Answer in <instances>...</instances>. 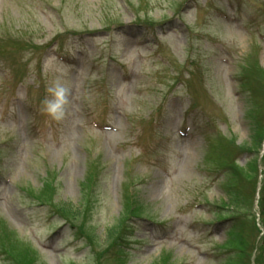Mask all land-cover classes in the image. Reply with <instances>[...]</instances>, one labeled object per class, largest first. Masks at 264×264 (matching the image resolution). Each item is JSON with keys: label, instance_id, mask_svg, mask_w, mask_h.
Masks as SVG:
<instances>
[{"label": "rangeland", "instance_id": "1", "mask_svg": "<svg viewBox=\"0 0 264 264\" xmlns=\"http://www.w3.org/2000/svg\"><path fill=\"white\" fill-rule=\"evenodd\" d=\"M0 45V264H97L130 185L132 231L100 263H254L219 206L225 163L254 212L264 184V145L231 151L251 145L248 109L263 124L239 77L264 69V0H0ZM56 81L59 120L43 111ZM45 181L75 226L33 207Z\"/></svg>", "mask_w": 264, "mask_h": 264}, {"label": "trees", "instance_id": "2", "mask_svg": "<svg viewBox=\"0 0 264 264\" xmlns=\"http://www.w3.org/2000/svg\"><path fill=\"white\" fill-rule=\"evenodd\" d=\"M63 36L61 35V38ZM60 38V34H56L54 39L55 41L57 40H61ZM23 45V46H22ZM29 43H23L21 45L19 44H12V46L14 47V49H16V54H21L23 53L28 47H29ZM7 47H1L0 45V54L1 51H9L10 49H6ZM37 49V48H36ZM243 72L242 75L239 77V82H241L244 86H246L247 91L249 93L250 96V100L251 102L253 100H255V98H257V96L262 95V97H264V91L263 93H260L259 91V87L260 86V81L258 79H254L258 76H262L264 75V69L262 70L257 69L255 71L250 70V72ZM23 78V76H21V79ZM263 101V108H264V100ZM259 104V103H258ZM253 110L252 109H248L247 113L249 118L251 119V145H246L245 148L247 149H238V148H233V150L231 149L233 155L236 156V154L239 151H244V150H252L253 147H260L261 144L264 145V113L262 115V119H263V124L260 123L259 118L261 119V115H258L259 108L256 106ZM256 110V111H254ZM223 151V150H222ZM221 151V152H222ZM225 153V151L222 152V154ZM226 158L223 159H228L229 162H232L235 158V156H232L229 154V152L227 151L226 153ZM239 154V153H238ZM260 165L264 170V152L262 153L261 157H260ZM227 161V162H228ZM257 161V158H256ZM256 161L255 164H253V167H256ZM232 163H225V168L224 169V175L225 176V180L223 183V187H224V192L225 196H224V200L222 201V204L219 206L220 208H223L228 215H225L224 218L220 219V221L222 222H226L227 224V233L228 234V238H229V245L231 248L236 249L237 254H239V258L243 257L245 254L249 255L251 253L248 252L249 248L251 251L255 252L254 258H253V264H259V262L261 261V256L263 255L264 252V230H259L257 227V223L255 222V212H258V223L261 225V227L264 229V184L261 186L260 191H259V198H258V202H257V211L254 212L253 207L252 208H247L246 205H243V198L241 197L240 194V188L237 187L238 183L236 182L235 179V175H233V169L234 167L231 165ZM91 168V167H90ZM89 168V169H90ZM94 170L91 169V174L87 176V178L85 179V181L82 183V187H84L86 185V182L89 184V189L94 187L95 182L97 181V172L99 171L97 165L95 167H92ZM235 170V169H234ZM229 177H231L229 179ZM263 177H264V173H263ZM250 181H248V183H250ZM49 189H45V188ZM131 185L128 186L127 190H128V194L126 193L125 195V206L127 207L128 211H124L122 213V216L120 218H118V222L117 225H115L113 228L108 229L106 235L104 236L103 242L104 243H109L107 247H105V249H103V252H108L109 250H111L112 248L118 246L119 244L122 243V241L124 240V238H126V236L128 235L127 233H125V231L130 232L132 231V226L130 224L131 219L133 217H136L133 213V210L135 209L136 205V197L134 196V193H132V189H131ZM47 190V192H46ZM53 188H51V184L48 182H44V184L41 187V190L38 191L39 194L37 196H35V198L37 199V203H32L34 206L37 208H42L43 206H47V210L48 212H50L51 216L56 217L58 219L63 220V226H67V225H71V226H75L74 221L78 215V207H74L68 203H52L50 200H52V193H53ZM126 190V191H127ZM134 192V191H133ZM131 194V195H129ZM128 196V197H127ZM50 197V200L46 199ZM36 199H32V201H35ZM31 204V205H32ZM251 218V220L249 221L251 223V228L253 229V231H255L254 233L256 234L257 241L254 240V236L252 238V241L250 242V232L251 230L246 233V223L245 220ZM262 232V234H261ZM83 234V233H82ZM261 234V235H260ZM102 251H97V249L93 250L94 255L96 256V260L97 264H102V262L100 263V260L102 261L104 256L102 255ZM122 258V257H119ZM244 264H249V262L247 261Z\"/></svg>", "mask_w": 264, "mask_h": 264}, {"label": "clouds", "instance_id": "3", "mask_svg": "<svg viewBox=\"0 0 264 264\" xmlns=\"http://www.w3.org/2000/svg\"><path fill=\"white\" fill-rule=\"evenodd\" d=\"M48 92L51 95L43 101V111L53 119L59 120L64 115V105L67 102L68 89L59 81H56L49 87Z\"/></svg>", "mask_w": 264, "mask_h": 264}]
</instances>
